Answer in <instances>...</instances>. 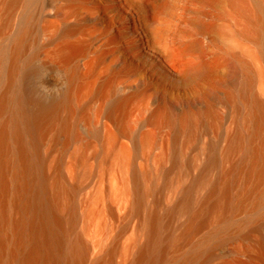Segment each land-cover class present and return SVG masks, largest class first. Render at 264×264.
I'll list each match as a JSON object with an SVG mask.
<instances>
[{
  "label": "bare ground",
  "instance_id": "bare-ground-1",
  "mask_svg": "<svg viewBox=\"0 0 264 264\" xmlns=\"http://www.w3.org/2000/svg\"><path fill=\"white\" fill-rule=\"evenodd\" d=\"M1 37L0 264H264V0H0Z\"/></svg>",
  "mask_w": 264,
  "mask_h": 264
},
{
  "label": "rangeland",
  "instance_id": "rangeland-1",
  "mask_svg": "<svg viewBox=\"0 0 264 264\" xmlns=\"http://www.w3.org/2000/svg\"><path fill=\"white\" fill-rule=\"evenodd\" d=\"M208 8L211 9V10L214 9L215 10L214 13H216L218 11V9L216 7H213V6H209ZM203 18L205 20H207V21H212V22L214 20H216V23H224L226 21V17L223 16V15H220L217 19L215 18V16H203ZM245 25H246V23H245L244 20L238 19V20L233 21L232 27H235L237 29H245V28L248 29ZM231 29H233V28H231ZM43 38H44V36L40 37V39L38 41V42L41 41V43L43 42L42 45L40 44L41 45L40 46V57H42L46 61H52V59H53V57H52V51L58 46V42L57 41H54V40L43 41ZM232 40H233V42H231V47L232 48H237L239 46L238 44H240L239 41H241V43H244L247 46L252 47V49H254V50H257L258 49L257 45L255 43H253L252 41H246V40H243V39H241V38H239L237 36H234L232 38ZM6 42H7V39L2 38V37L0 38V45H4ZM99 44H100V46H102V41L99 40ZM219 46L224 48V45L221 46L219 44ZM103 48L104 47H102V49ZM32 50H33V47L32 46H28L26 48V50H25V55L31 53ZM214 52H215V55L218 56L221 60L224 59L222 61H227L226 60V56L223 54V52H222L221 49H218V48L214 47ZM215 55H213V56H215ZM258 61H261L264 64V62H263L264 59H262V58L259 57V60ZM49 74L54 79H56L57 81H62V79H63L62 70H60L59 68L56 69V71L51 72ZM102 74H103V72H101V70L99 68V77H102Z\"/></svg>",
  "mask_w": 264,
  "mask_h": 264
}]
</instances>
